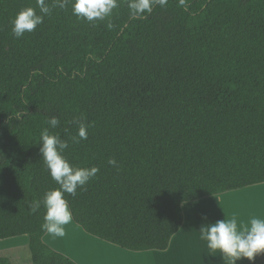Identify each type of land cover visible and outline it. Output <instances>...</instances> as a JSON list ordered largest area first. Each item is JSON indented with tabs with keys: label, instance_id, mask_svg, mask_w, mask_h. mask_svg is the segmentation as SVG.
<instances>
[{
	"label": "trees",
	"instance_id": "trees-1",
	"mask_svg": "<svg viewBox=\"0 0 264 264\" xmlns=\"http://www.w3.org/2000/svg\"><path fill=\"white\" fill-rule=\"evenodd\" d=\"M62 2L16 38L37 0H0V241L28 236L31 264H77L44 242L42 200L60 187L46 127L73 167L99 170L64 194L73 221L128 251H166L185 203L264 184V0H167L135 18L117 0L94 22Z\"/></svg>",
	"mask_w": 264,
	"mask_h": 264
},
{
	"label": "clouds",
	"instance_id": "clouds-1",
	"mask_svg": "<svg viewBox=\"0 0 264 264\" xmlns=\"http://www.w3.org/2000/svg\"><path fill=\"white\" fill-rule=\"evenodd\" d=\"M179 2L180 5L184 4V0ZM56 3L59 7H64L62 0H56ZM157 4L164 6L167 0H128L127 6L130 15L135 18L150 14ZM37 5L41 14H37L34 8L27 7L19 11L11 21L12 33L16 38H21L25 32L34 31L43 23V16L50 12L46 0H37ZM117 6V0H73L72 11L78 18L94 22L105 19ZM108 26L112 27L111 24ZM47 123L50 128L55 129L59 125V120L52 117ZM77 136L79 139H87V127L84 123H79ZM40 137L42 145L40 154L52 179L60 186L47 191L43 197L42 203L46 211L41 228L48 234L62 237L65 235L64 226L72 220V213L64 194L75 196L77 188L86 185L99 170L95 167H73L62 155L68 147L67 142L58 135L51 134L49 128H44ZM109 164L115 166L116 161L110 159ZM39 207L40 203H34L32 210L36 211ZM199 231L200 238L207 242V248L212 252L217 250L222 252L230 264H236L245 258L254 261L258 255L264 254V218H251L250 226L238 225L237 218L233 215L223 221L202 225Z\"/></svg>",
	"mask_w": 264,
	"mask_h": 264
},
{
	"label": "crops",
	"instance_id": "crops-1",
	"mask_svg": "<svg viewBox=\"0 0 264 264\" xmlns=\"http://www.w3.org/2000/svg\"><path fill=\"white\" fill-rule=\"evenodd\" d=\"M254 190H262L264 192V184L183 204V226L172 238L166 251L132 252L125 250L87 234L73 221V218L70 223L64 226V236H55L47 233L44 237V242L77 264H230L229 260H223V257L214 255V252L210 253L211 251L206 245L207 242L199 236L196 234L195 236L189 235V221L187 220L189 212L186 207L216 200L215 198H221L226 196V194H246ZM262 218H264V209ZM25 237L28 236L12 238L16 241L11 243V245L4 242L7 240L0 241V253L9 252L11 254L9 259L12 263L21 264L20 254L18 255V253L25 251L26 248L29 249L30 240L29 237L28 239ZM263 255H258L254 261H249L245 258L237 261L236 264H264ZM28 261V264H31L30 259Z\"/></svg>",
	"mask_w": 264,
	"mask_h": 264
},
{
	"label": "rangeland",
	"instance_id": "rangeland-1",
	"mask_svg": "<svg viewBox=\"0 0 264 264\" xmlns=\"http://www.w3.org/2000/svg\"><path fill=\"white\" fill-rule=\"evenodd\" d=\"M249 193L252 195L257 194V198H255L256 200L249 199V202H251L250 204H248L247 201L245 202L246 203L245 204L244 201L242 200L244 196H246V200H248L247 199V197H249L247 196L248 193L247 194L231 193V194H226V196H222L223 198L222 197L215 198L216 200H211L208 202L205 201L197 205L194 204L192 206L186 207L187 211L189 212V215H187V218H188L187 220L189 221V228H188L189 235L195 236L196 234L197 236L201 237V233L199 230L202 225L213 224V223H216L217 221H223L226 218L231 217L232 214L237 218L238 225L246 224L250 226L251 218L253 217L262 218L263 209H264V192L262 191L261 193L262 196L258 195L260 193V190L259 191L254 190L253 192H249ZM237 201H239V203L242 202L241 204H239L240 206H237L238 205ZM234 203L237 204L236 207ZM240 207L243 211L242 214H240L241 212L238 213V211H240ZM234 208L235 210H237L238 208V210L235 211ZM237 215H239V217ZM242 215H243V219H241ZM25 238L28 239V237H25ZM14 241L16 240L12 239V240L4 241V242L11 245V243H14ZM210 253H213V252L211 251ZM19 254H20L21 264H28L29 262L28 260L30 259L29 249L26 248L25 251L23 252L21 251L20 253H18V255ZM214 255L218 257L220 256L221 258L223 257L222 258L223 260H227L226 258H224V254L220 252L219 250L215 251ZM0 257L11 258V254L9 252H1ZM262 260L264 261V255H263Z\"/></svg>",
	"mask_w": 264,
	"mask_h": 264
},
{
	"label": "bare ground",
	"instance_id": "bare-ground-1",
	"mask_svg": "<svg viewBox=\"0 0 264 264\" xmlns=\"http://www.w3.org/2000/svg\"><path fill=\"white\" fill-rule=\"evenodd\" d=\"M261 193H262V190H260V193H259L258 195H259V196H262ZM246 194H247V193H246ZM249 194H250V193L247 194V196L250 197V198L247 197L248 200H246V196H244V197L242 198V200L244 201V203L247 201L248 204H250L251 202H249V199H251V200H252V199L256 200L255 198H257V194H254V195H252V194L249 195ZM251 195H252V196H251ZM242 200H241V201H242ZM251 200H250V201H251ZM233 201H235V200H233ZM237 202H238V203H237ZM237 202H236V203H237L238 205H237L236 203H234V204H235V207H236V205H237V206H240L239 204L242 203V202L239 203V201H237ZM244 203H243V204H244ZM245 204H246V203H245ZM246 206H247V205H246ZM243 208H244V206H243ZM234 210H235V208H234ZM237 210H238V208H237ZM237 210H235V211H237ZM243 210H244V209H243ZM239 212H241L240 214H242V212H243L242 209H241V207H240V211H238V213H239ZM238 213H237V214H238ZM235 214H236V212H235ZM240 214H239V215H240ZM232 215H233V214H232ZM232 215H231V216H232ZM239 215H237V216L239 217ZM244 215H245V214H244ZM241 219H243V215H242ZM241 222H242V221H241Z\"/></svg>",
	"mask_w": 264,
	"mask_h": 264
}]
</instances>
